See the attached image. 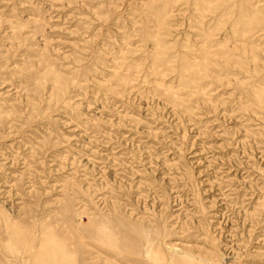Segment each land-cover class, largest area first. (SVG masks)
Here are the masks:
<instances>
[{"label":"rangeland","instance_id":"rangeland-1","mask_svg":"<svg viewBox=\"0 0 264 264\" xmlns=\"http://www.w3.org/2000/svg\"><path fill=\"white\" fill-rule=\"evenodd\" d=\"M0 264H264V0H0Z\"/></svg>","mask_w":264,"mask_h":264}]
</instances>
